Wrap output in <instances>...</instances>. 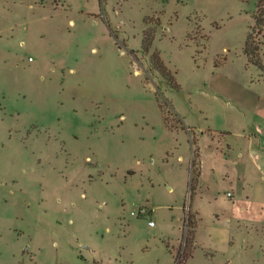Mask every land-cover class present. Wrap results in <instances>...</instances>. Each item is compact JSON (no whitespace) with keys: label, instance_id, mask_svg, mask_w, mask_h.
Instances as JSON below:
<instances>
[{"label":"rangeland","instance_id":"374dc122","mask_svg":"<svg viewBox=\"0 0 264 264\" xmlns=\"http://www.w3.org/2000/svg\"><path fill=\"white\" fill-rule=\"evenodd\" d=\"M256 2L0 0V264H174L193 144L169 103L211 145L185 264H264Z\"/></svg>","mask_w":264,"mask_h":264},{"label":"trees","instance_id":"16d2710c","mask_svg":"<svg viewBox=\"0 0 264 264\" xmlns=\"http://www.w3.org/2000/svg\"><path fill=\"white\" fill-rule=\"evenodd\" d=\"M257 28L258 31L264 29V0H257L256 8L253 13V24L250 26V30L247 32L243 53L245 54L247 61L256 67H258L262 73H264V65L262 59L260 58V41L255 40L252 31ZM152 37L143 38V44L147 50L151 44ZM151 64L154 69L158 70L160 74L166 77L173 85L175 89H179V84L177 83L171 70L165 65L158 50H154L151 54ZM169 101H166L168 103ZM163 106V105H162ZM170 115L181 123L184 128L191 132V143L192 148V158L190 163V174L188 181V201L184 206V221L183 224L186 227L183 241L179 244L176 254L174 256V264H185L189 258L193 255V251L196 245L195 231L198 224V219L196 218L197 211H192V199L196 193V189L199 184V177L201 174V160H200V148L198 145V135L195 134L194 127L186 126L182 120V117L174 109L173 105L169 103L168 109L164 111V121L170 129H175L174 125L171 123Z\"/></svg>","mask_w":264,"mask_h":264},{"label":"crops","instance_id":"0c3cea01","mask_svg":"<svg viewBox=\"0 0 264 264\" xmlns=\"http://www.w3.org/2000/svg\"><path fill=\"white\" fill-rule=\"evenodd\" d=\"M255 127L259 131L260 136H259L258 140H256L255 138H249L248 139L249 146H250L249 149L251 150L253 158L256 160L258 165H261L263 163L264 155L259 151V147L261 146V144L264 147V122H259V121L255 122ZM201 131H202L201 135H203L205 138L204 144H202L201 148H200L201 171L203 172V170L206 166L204 155H203V152H204L203 147L209 148V147H211V145L207 144L210 141L209 136L204 132V129H202ZM248 137H251V136L248 135Z\"/></svg>","mask_w":264,"mask_h":264},{"label":"built area","instance_id":"2783aa9c","mask_svg":"<svg viewBox=\"0 0 264 264\" xmlns=\"http://www.w3.org/2000/svg\"><path fill=\"white\" fill-rule=\"evenodd\" d=\"M231 193L228 191V195H230ZM140 213H142V214H147L148 212H147V207H144V206H140V207H138L136 210H131V214L132 215H135V214H140ZM148 224L149 225H152V224H154V221L152 220V219H149L148 220Z\"/></svg>","mask_w":264,"mask_h":264}]
</instances>
